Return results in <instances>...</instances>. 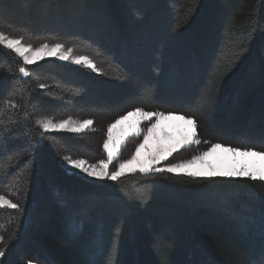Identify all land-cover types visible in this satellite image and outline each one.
I'll return each instance as SVG.
<instances>
[{
	"label": "trees",
	"instance_id": "obj_1",
	"mask_svg": "<svg viewBox=\"0 0 264 264\" xmlns=\"http://www.w3.org/2000/svg\"><path fill=\"white\" fill-rule=\"evenodd\" d=\"M261 29L264 0H0V30L61 42L102 69L43 59L24 77L0 48V193L21 206L0 209V264H262L264 182L139 171L100 181L61 162L106 159L108 125L137 107L197 120L193 152L169 159L214 143L264 151ZM41 117L93 124L45 132Z\"/></svg>",
	"mask_w": 264,
	"mask_h": 264
},
{
	"label": "snow or ice",
	"instance_id": "obj_2",
	"mask_svg": "<svg viewBox=\"0 0 264 264\" xmlns=\"http://www.w3.org/2000/svg\"><path fill=\"white\" fill-rule=\"evenodd\" d=\"M264 30V29H261ZM0 48L7 49L14 53L21 61L18 67V73L24 77L30 75L27 65L37 63L46 57H58L62 61H70L75 65H81L86 69H90L98 74L102 73V69L97 67L95 61L87 55H77L74 53L73 47H66L61 42L49 43L47 41L41 43L38 47H34L31 43H25L23 36H11L3 30H0ZM235 67V65H233ZM40 88H45L46 85L40 84ZM6 107L16 108L18 105L15 101L9 100L5 102ZM135 118V119H132ZM146 131L141 128L144 121H152ZM182 121L188 128L181 133V137L175 143H164L163 141L171 140L172 136L169 132L164 131L163 136H159L158 132L162 131V125L165 121ZM129 122L127 128H121V135L117 138L114 136V130L118 126ZM38 124L45 132L50 131H70L72 133H81L93 124L91 119L82 121L73 120L71 117L54 122L52 119H37ZM198 122L192 116L179 115L175 113L165 112H148L143 108L137 107L128 111L125 115L120 116L107 127V135L103 140L102 149L106 155V159H100L97 162H90L85 158H72L64 156L61 162L67 166L68 170L73 174L83 173L88 177L96 180H110L118 182L121 178L135 174L137 170L142 174L153 172L158 173H173L176 175H187L193 178H210L217 175L227 177H247L250 180H259L264 182V151H255L247 149L241 151L239 148L228 147L221 143H214L211 148L201 155L194 156L191 160L182 161L179 163H166L168 159L184 147L190 146L193 143L198 144L200 141L197 137ZM143 134V142L135 147V151L130 158L120 161L118 160L121 149L126 141L131 137H138ZM157 141L155 150H149L146 159H142L141 153L148 147L150 140ZM217 150H222L233 155L239 154L242 156L258 157L260 160L259 169L249 171L246 168H241L238 171H228L217 173L214 170L209 171H193L192 166L196 164H205L209 156L216 153ZM115 164V170L112 166ZM136 165L137 167H130ZM162 165V166H161ZM211 168V165H208ZM20 205L14 203L8 196L0 193V209L19 210ZM5 243L4 235L0 234V245ZM4 256V251L0 250V257ZM264 264V262H262Z\"/></svg>",
	"mask_w": 264,
	"mask_h": 264
},
{
	"label": "rangeland",
	"instance_id": "obj_3",
	"mask_svg": "<svg viewBox=\"0 0 264 264\" xmlns=\"http://www.w3.org/2000/svg\"><path fill=\"white\" fill-rule=\"evenodd\" d=\"M34 47H38V46H34ZM45 59H56V60L62 61L58 57H46ZM62 62H65V63H68V64H73L70 61H62ZM73 65H75V64H73ZM79 66H81V65H79ZM148 112H152V111H148ZM46 118L47 119H52V118H48V117H46ZM38 119H45V118L41 117V118H38ZM132 119H135V118H132ZM52 120L54 122H58L59 121V120H54V119H52ZM73 120L82 121V120H79V119H73ZM83 120H86V119H83ZM152 122H154V119L152 121H144V122H142L141 128L146 131L147 127ZM128 123L129 122L126 121V122H124L123 125L118 126L117 129L114 130V136L118 138L121 135V131H120L121 128H125L126 129ZM90 127L85 129L84 131L89 130ZM187 128H188V126L184 125V123L182 121H175V120H173V121H165L163 123V125H162V131L158 132V135L162 137L164 131L169 132L171 134V136H172V139L171 140H167V141H163V142L171 144V143H175L177 140H179L180 137H181V133L186 131ZM106 135H107V131H106ZM133 138L135 139V141H131V143H130L131 148L132 147L133 148L128 151V155H125L123 159H120V157H119L118 160L115 162V164H118L120 161L130 158L131 155L133 154V152L135 151L136 145H138L139 143L143 142V134H141L138 137H133ZM133 142H134V145H131ZM156 144H157V141L155 139L150 140L148 147H146L144 150H142V153H141L142 159H146L147 153H148L149 150H153V151L155 150ZM194 146H196V143H193L190 146L184 147L181 150L185 149V150H189V151L193 152ZM210 148H211V146L205 151H202V152L199 151L197 153H194L191 157H189L187 159H178V160L168 159V161L166 163H179V162H182V161L191 160L194 156L201 155L204 152L208 151ZM241 151H244V150L241 149ZM115 164H114V169L113 170H115ZM208 165H211L212 167L209 168ZM259 166H260V160H259L258 157L242 156V155H239V154L233 155L232 153H227V152H224L222 150H217L216 153L212 154L211 156H209L207 158L205 164L201 165V164L198 163L196 165H193L192 166V170L193 171L214 170L217 173H219V172H228V171H238L241 168H246L249 171H252L254 169L258 170ZM130 167H137V166L136 165H130ZM78 174L80 176L86 178V179L96 180V179H94L92 177L86 176L83 173H78ZM217 176H220V175H217ZM223 177H227V176H223Z\"/></svg>",
	"mask_w": 264,
	"mask_h": 264
}]
</instances>
